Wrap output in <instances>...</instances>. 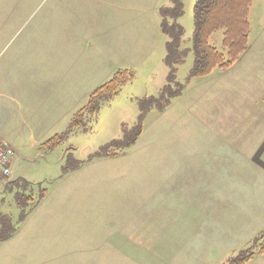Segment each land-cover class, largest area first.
Listing matches in <instances>:
<instances>
[{
	"label": "rangeland",
	"instance_id": "rangeland-1",
	"mask_svg": "<svg viewBox=\"0 0 264 264\" xmlns=\"http://www.w3.org/2000/svg\"><path fill=\"white\" fill-rule=\"evenodd\" d=\"M195 2L182 0L183 14L177 23L185 34L180 49L189 51L175 65L171 81L164 64L166 37L159 13L164 5L170 6L169 0H0V80L41 77L54 93V101L66 105L52 123L61 142L50 151H28L22 155L27 160L21 158L20 163L13 160V181L7 189L0 186V215L15 226L21 213L16 195L36 201L45 190L36 217L52 222L54 228L44 227L45 236L39 237L36 249L54 244L53 252L61 259L30 262L8 251V246L0 249V264H132L126 255L117 259L122 250L103 243V233L113 231L105 225L175 222L181 217L180 207L191 199L181 190H207L206 172L250 174L258 183L253 195L257 190L264 200V186H260L264 169L240 164L241 157L264 156V151L256 154L264 146V0L252 1L247 51L229 69L215 68L206 77H190ZM102 14L118 22L98 27L94 35L118 32L120 22L124 35L119 50L107 54L101 52L88 24L91 16ZM75 17L82 23L80 34L72 43L62 42L59 29L74 25ZM82 28L85 44H81L86 38ZM221 41V31L210 38L211 45L224 54ZM56 48L63 52L58 61L53 59ZM99 58L101 67L96 63ZM118 71H127L131 79L117 95L101 102L94 114L84 116L83 128L69 130L73 116L85 107L92 92ZM140 124L135 145L116 158H92L101 149L117 151L111 147L125 141L124 133ZM180 159H185L183 166ZM73 164L78 167L63 171ZM154 190L162 194L169 190L172 196L167 203L161 196L150 199ZM33 201L26 202L25 219ZM150 204L154 208L149 209ZM254 207L262 209L264 201ZM56 235L61 239L54 241ZM69 252L79 260H68Z\"/></svg>",
	"mask_w": 264,
	"mask_h": 264
},
{
	"label": "crops",
	"instance_id": "crops-1",
	"mask_svg": "<svg viewBox=\"0 0 264 264\" xmlns=\"http://www.w3.org/2000/svg\"><path fill=\"white\" fill-rule=\"evenodd\" d=\"M131 6L133 9L131 8L130 11L133 13L134 3ZM103 14L102 16H91L88 23L94 37L98 27L105 28L118 22L114 16H103ZM155 14L157 15L156 9ZM75 18L74 25L68 23L67 28L59 29L58 36L62 42L68 40L69 43H72L75 36L77 38V34H80L82 23L77 17ZM158 27L160 29L159 21ZM82 29L86 38L81 44H85L86 30ZM123 37L122 23L120 22L118 32H100L97 34L96 40L101 47V52L107 54L108 50L114 52L116 48L119 50L118 47L123 43ZM61 54L63 52L56 48L53 50V59L58 61ZM68 57L70 58V54ZM65 60L68 59L65 58ZM88 63L92 62L88 61ZM96 63L100 67L102 66L100 58L96 60ZM40 78L0 80V143L14 151L13 160H18L19 163L23 158L22 155L30 150H39L44 142L57 135L59 129L54 130L52 123L60 111L64 112L66 107L65 104L62 106L59 104V99L57 102L54 101L56 99L54 93ZM54 84H58V82ZM259 151H264V146L259 148L256 154ZM51 153L48 151V155ZM263 157L261 154L258 157L255 155L241 157L240 164L250 168L253 165L261 166L264 169ZM41 158L44 159L42 156ZM23 160L27 159L23 158ZM184 161L185 159H180L179 165L183 166ZM231 166L233 167L232 164ZM258 167L255 168L256 172L260 170ZM204 175L207 177L204 179L208 185L207 190L201 189L196 193L181 190L186 198L190 197L191 199L190 202L187 200L186 206L180 207L182 214L175 222L167 220L166 223L161 224L157 221L147 223L132 221L117 222L112 226L105 225L106 228L109 227L113 231L103 233V243H111L119 251L122 250L117 259L120 260L121 256L126 255L124 258L132 264H221L230 253L264 230V207L262 209L254 207L257 206V202L264 200L257 194V190L253 195L252 191L258 187V183L257 180H253V176L250 174L235 173L234 171L223 175L218 172H206ZM260 176L264 179V174ZM253 182L257 183L256 186ZM7 183L8 180L0 176V186L3 189H7ZM260 186L264 185L260 184ZM159 193L156 190L152 191L150 199L161 196L167 203L166 198L172 196L169 190L164 191L163 194ZM253 201L256 203L255 205ZM41 202L31 208L27 218L18 221L16 226L12 222L7 223L6 229L13 233L0 241V249L5 248L6 250L9 246L8 251L12 250L15 255L35 263L44 258H49L47 261L52 260L51 258L61 259L57 258L53 252L54 244H43L42 251L36 249L40 248L41 239L39 237L45 236L44 227L51 225L54 228L52 222L45 223L40 217H36L37 211L43 205ZM154 206L150 204L149 209ZM136 208L133 207V209ZM33 217L36 220L30 221ZM31 234H34L33 238H37L34 242L33 239L30 240ZM60 239L56 235L54 241ZM67 256L68 260L73 262L79 260L74 252H69ZM121 262H125V260ZM248 264H264V257L256 256Z\"/></svg>",
	"mask_w": 264,
	"mask_h": 264
},
{
	"label": "trees",
	"instance_id": "trees-1",
	"mask_svg": "<svg viewBox=\"0 0 264 264\" xmlns=\"http://www.w3.org/2000/svg\"><path fill=\"white\" fill-rule=\"evenodd\" d=\"M253 0H196L193 7V33L191 38V53L194 64L190 71V77H206L215 68L229 69L248 49L250 23L249 13ZM170 6L160 8L161 31L166 37L164 64L169 69V80L172 81V73L175 65L184 61L189 50L180 49L184 42V29L177 23L183 14L182 0H169ZM222 32V52H218L210 43L211 36L216 32ZM132 75L127 71H118L110 81L99 86L90 96L84 108L79 110L69 124V130L84 127V116L92 115L99 108V104L117 95L121 87L131 79ZM166 91V88L165 90ZM178 94V93H177ZM176 94V95H177ZM173 97V96H172ZM169 100V99H168ZM167 103V102H166ZM164 107L158 106L162 111ZM141 133V124L132 131L125 132L123 139L111 148L101 149L92 158L115 157L122 151L130 148ZM62 136H53L44 142L40 148L51 150L61 142ZM72 167V168H71ZM63 169L64 172L75 169L78 165H72ZM26 184L25 182H23ZM45 190L40 192L38 200L31 197L23 198L18 194L15 201L21 210L19 221L25 219L27 211L26 202H32L34 208L43 198ZM31 209V208H30ZM7 216L0 215V241L8 238L13 232L6 226ZM4 232L2 235L1 232ZM256 256L264 257V230L251 238L241 250L230 253L221 264H248Z\"/></svg>",
	"mask_w": 264,
	"mask_h": 264
},
{
	"label": "built area",
	"instance_id": "built-area-1",
	"mask_svg": "<svg viewBox=\"0 0 264 264\" xmlns=\"http://www.w3.org/2000/svg\"><path fill=\"white\" fill-rule=\"evenodd\" d=\"M14 155V151L10 147L0 143V176L4 179H8L13 176L10 165Z\"/></svg>",
	"mask_w": 264,
	"mask_h": 264
}]
</instances>
